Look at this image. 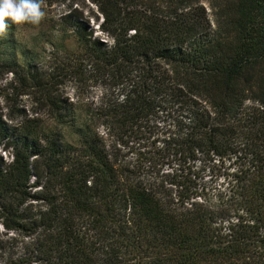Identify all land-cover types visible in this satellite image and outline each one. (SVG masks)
<instances>
[{
  "label": "trees",
  "instance_id": "16d2710c",
  "mask_svg": "<svg viewBox=\"0 0 264 264\" xmlns=\"http://www.w3.org/2000/svg\"><path fill=\"white\" fill-rule=\"evenodd\" d=\"M88 1L97 30L60 22L117 91L98 122L0 37V79L49 111L0 110V264H264V0Z\"/></svg>",
  "mask_w": 264,
  "mask_h": 264
},
{
  "label": "rangeland",
  "instance_id": "374dc122",
  "mask_svg": "<svg viewBox=\"0 0 264 264\" xmlns=\"http://www.w3.org/2000/svg\"><path fill=\"white\" fill-rule=\"evenodd\" d=\"M68 4L76 6L78 10L82 9L83 16L90 15L87 24L97 30V22L94 20L96 8L88 0H43L42 10L45 12V18L39 25L16 24L17 37L21 42L36 48L41 57L40 67L44 72L59 73L56 90L73 102L78 120L82 122L93 118V122H98L101 118L98 105L116 97L117 91H113L109 84L93 76L92 66L83 58L82 49L75 36L63 30L60 16L66 11ZM203 4L212 20L209 3L204 0ZM9 79L10 75L0 79V110L13 114L15 108L19 107L29 116H48V108L40 102V93L31 91L29 95L16 96L8 88ZM99 130L100 133L105 131L103 127H99ZM134 148L122 149L121 153L126 159H133L134 153H131V150ZM0 154L4 159L10 158L8 152L1 149ZM1 231L4 230L0 227V233ZM5 237L6 235H3V238Z\"/></svg>",
  "mask_w": 264,
  "mask_h": 264
},
{
  "label": "clouds",
  "instance_id": "9594fccd",
  "mask_svg": "<svg viewBox=\"0 0 264 264\" xmlns=\"http://www.w3.org/2000/svg\"><path fill=\"white\" fill-rule=\"evenodd\" d=\"M43 0H0V37L8 35L9 23L39 25L45 18Z\"/></svg>",
  "mask_w": 264,
  "mask_h": 264
}]
</instances>
